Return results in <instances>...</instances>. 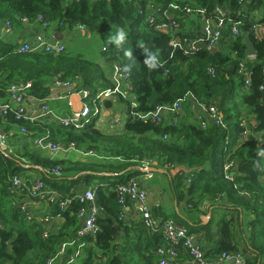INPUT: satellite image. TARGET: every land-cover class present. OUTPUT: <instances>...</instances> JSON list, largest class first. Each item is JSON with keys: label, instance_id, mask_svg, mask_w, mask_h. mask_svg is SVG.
Wrapping results in <instances>:
<instances>
[{"label": "trees", "instance_id": "16d2710c", "mask_svg": "<svg viewBox=\"0 0 264 264\" xmlns=\"http://www.w3.org/2000/svg\"><path fill=\"white\" fill-rule=\"evenodd\" d=\"M191 2L205 7L210 15L216 6L228 7L233 16L245 14L242 20L246 33H250L252 25L250 17L245 19L246 14L264 9V0L245 1L242 5L236 0ZM189 3L188 0H0V22L10 26L26 20L45 23V30L76 29L78 32V27H84L97 36L101 40V56L110 58L111 64H118L129 74L127 82L132 87L131 97L136 105L132 108L127 101L116 100L126 108L127 120L124 126L109 134L95 124L75 130L16 121L14 116L0 118V131L6 140L12 139L14 145H21L13 146L14 150L7 145L9 152L0 151V264H46L63 243H72V246L54 264H64L77 250L79 254L72 264H159L157 250L167 246L163 236L133 219L129 201L125 207L129 210L124 209L126 217H120L117 186L137 177L143 161L157 162L168 174L169 169L188 170L190 174L186 176L191 178L190 183L181 184L182 192L178 193L177 200L187 199V209L194 213L197 222H200L199 214H206L200 210L205 200L209 208L223 210L225 215L216 225L215 246L207 244L215 240L210 224L199 226L196 231L192 229L200 236L206 264H217L222 253L240 256L244 264H264V77L261 73L264 45L250 36L258 63L252 69L250 86L246 88L237 71V64L246 55L242 37L228 38L219 51L202 48L185 53L174 49L170 45L173 38L183 40L198 36L199 23L184 17L182 10ZM170 4L180 7L179 11L169 12L174 37L154 27L163 20V13ZM149 13L155 16L153 25L148 23ZM121 31L123 39H120ZM24 44H7L0 40V103L8 100L7 90L13 84L31 82L30 94L37 99L48 96L56 79L73 83L90 96L112 87L106 70L98 63L69 54L65 47L60 54L20 52ZM235 91L240 102L233 103L230 98ZM188 94L200 104L216 107L222 123L205 118L207 127L203 129L196 120V112L186 118L177 115L172 120L166 116L159 124L139 118L157 107L171 106ZM103 107L112 108V102L105 100ZM242 114L250 117L247 127L240 125ZM17 126L27 133L10 135V129ZM243 131L247 132L245 136L241 135ZM47 132L54 142L64 145V149L74 144L77 151L86 155L80 160H53L43 156V151L29 140ZM233 145H237L234 150ZM90 152L92 156L87 155ZM229 163L232 166L225 172ZM38 167L59 168L61 175L47 174ZM29 172L36 173L45 188L61 198H73L88 189L94 190L95 204L99 208L97 234L78 236L82 227L78 212L83 205L73 200L62 214L59 229L44 238L43 225L36 220L28 223L20 211L23 198L29 196L33 188ZM184 175H177V179ZM15 176L23 178L24 185L16 192L12 190ZM108 176L118 180L107 179L106 185L101 184V180L93 183L95 177ZM57 212L58 203H54L47 215L53 217ZM151 214L157 218L154 211L151 210ZM176 217L189 228L190 220ZM179 255L178 264H191L181 247Z\"/></svg>", "mask_w": 264, "mask_h": 264}, {"label": "built area", "instance_id": "2783aa9c", "mask_svg": "<svg viewBox=\"0 0 264 264\" xmlns=\"http://www.w3.org/2000/svg\"><path fill=\"white\" fill-rule=\"evenodd\" d=\"M188 1L190 3L185 5L182 10L184 11V17H188L190 20L199 23L196 30L198 36L193 39L184 38L183 40H176L173 38L170 41V45L174 49L183 50L185 53H191L202 48L207 51H219L223 48V43H225L228 38L233 40L240 37L243 38V34L246 32H244L246 24L243 22L242 18L245 14L242 15L238 13L233 16V12L230 11L228 7L216 6L212 10V15H210L207 14L208 11L205 7L194 5L191 0ZM236 1L238 4L242 5L248 0ZM179 10V6L176 4H170L168 6V10L163 13L162 17L164 21L162 20L161 22L156 23V25H154L155 29L161 33L169 34L174 37L171 29L173 23L170 21L171 15L169 12ZM248 17L252 20L250 33H248L249 36H251L256 43L264 45V9L261 7L258 10L248 12L245 19ZM147 20L148 23L153 25L155 22L154 14L149 13L147 15ZM25 21L26 20L23 22ZM41 25L43 29L47 28L45 23H42ZM77 30L84 31V27H78ZM19 51L60 54L64 51V45L56 38L51 37V39L48 40L42 33H40L37 34L31 42L22 45L19 48ZM233 55H236V52H233ZM257 63V55L254 49L253 55L246 54L245 57L237 64V71L242 78L245 88L250 86V75L252 69ZM261 73L264 77V62L261 67ZM128 78L129 74L124 72L118 64H112V74L109 76L112 87L100 91L94 97L90 96L87 91L80 90L79 87L73 83L58 82V79H56L51 85L48 96L40 99L39 102H41V104L38 114L31 113L28 110V106L30 105L29 101L32 99V95L30 94L32 86L31 82H27L25 84H13L7 90L8 100L0 103V118L4 119L8 116H14L16 121H28L36 124H42L45 120L48 123H54L56 126L75 130H80L91 124H95L97 127L101 125L102 118H104L103 103L105 100L116 101L120 98L127 101L132 108L136 107L131 97L132 87L127 82ZM62 87L68 88L66 93L67 99H69L72 95H77L79 97L81 107L76 112L72 111L69 115L60 117L48 107L47 103L53 100L63 99L62 95L58 91V89ZM260 88L262 89V87ZM187 101L192 102L197 107L195 117L203 129L207 127L205 118H208L217 124L222 123L221 116L216 107H207L204 104L198 103L192 94H188L187 96L178 99L171 106L157 107L154 112L139 118L159 124L165 120L167 115H171L173 117L179 115L180 110H182V106ZM67 105L71 107L69 100H67ZM240 120V125L242 127H247L250 117L249 115L242 114ZM20 133L25 135L27 131L24 128H20ZM246 134V131L241 133L242 136H245ZM166 137L167 136H164V138ZM6 139L7 137L2 131H0V151L2 152H9ZM33 146L40 151L51 154L70 152L72 154L82 155V152L75 149L74 144H70L67 149H64L65 147L61 146L59 143L53 142L49 132L34 138ZM85 155L86 154H84V156ZM87 155L92 156V153L90 152ZM150 165L151 161H143L139 167L140 174L137 177L131 178L125 184L117 186V193L119 196L118 202L122 209L120 217H126V211L124 209H127V211L129 210V208H125L126 202L129 201L132 210L130 212L133 219H138L142 222L145 228L153 232H159L163 236L167 246H162L157 250L159 264H178L180 247L190 257L191 264H206L207 261L205 259L203 245L198 234L191 232L187 227L179 225L172 219H158L152 216L148 192L141 184V179H151L153 177ZM231 166L232 163L227 164L224 168L225 172L231 168ZM37 169L50 175H61L59 168L43 170L38 167ZM225 177L229 178V175L226 174ZM190 180L191 178H188L185 183L189 184ZM22 186L24 185L21 178L18 176L13 177L12 190L16 192ZM29 196L46 203L48 211L52 204L58 203V212L53 217L47 215L48 212L46 215L44 214L41 217H37L34 209L26 202L22 203L20 206V211L28 223L36 220L43 225L44 238H47L52 232L59 229V224L63 222L62 214L68 210L73 200H76L83 205L78 212V218L81 220L82 224L81 229L78 231V236L94 237L99 231V227L96 223L99 208L95 204L94 190L88 189L73 198H61L55 191L47 190L41 179H37L33 185L32 192H29ZM86 204L87 206H85ZM70 246H72V243L61 244L58 248L56 256L49 259L46 264H54L56 260L66 254V250ZM78 254L79 250H77L74 255L68 256L64 264H72ZM232 260H236L235 264H244L240 256H232L226 253H222L216 263L230 264Z\"/></svg>", "mask_w": 264, "mask_h": 264}, {"label": "crops", "instance_id": "0c3cea01", "mask_svg": "<svg viewBox=\"0 0 264 264\" xmlns=\"http://www.w3.org/2000/svg\"><path fill=\"white\" fill-rule=\"evenodd\" d=\"M40 33H45L46 37H53L54 36H58V38H56L57 40L61 41L62 44L65 46V50L67 49L66 46V42L65 39L68 36V38L75 36L81 39H89L92 37V34L87 32V31H69L66 29H62L59 30L58 28H52V29H48L45 30L42 28L41 23L38 22H20V23H16L14 24V26H10L7 22H0V40L4 41L7 44H14V43H18V44H23V43H27L32 41L35 36L37 34ZM101 49H99L100 52ZM101 55V52H100ZM101 59V62L98 63V61H96L95 63H98L100 66H103L102 63V56L99 58ZM100 61V60H99ZM105 64V63H104ZM111 61L107 62V68L109 67V73L106 69V73L107 76L109 77L112 74V68L111 67ZM101 66V67H102ZM103 68V67H102ZM104 69V68H103ZM59 93L62 95L63 99L61 100H53L47 103L48 107L50 109H57L61 112L60 117L65 116V115H69L72 112V108L69 107L67 105V91L68 88L62 87L58 89ZM31 99V98H30ZM40 99H37L35 97H32L31 101H29V106H28V110L31 113L34 114H38L39 112V108H40V104L41 102H39ZM112 102V108L110 109H106L103 107V116L104 118H102V122L100 127L102 128L103 126H107L108 124H116L118 126H116L117 128H121L122 126H124L125 121H121V112L119 111V107L122 108L123 113L126 114V110L124 107L120 106L121 104H119L117 101H111ZM188 107V109H187ZM187 109V110H186ZM197 107L192 103V102H186L184 103V105L182 106V110H180L179 115L181 116V118H186V116L190 115V113L193 114V112H196ZM119 111V112H118ZM127 116V114H126ZM168 118H170V120H172L174 117L171 115H167ZM114 121L116 123H114ZM113 122V124H112ZM44 123H48L47 121H43ZM50 123V122H49ZM48 123V124H49ZM56 125L53 123L52 126L50 127H55ZM48 127V126H47ZM10 135L12 134H18L21 136H24L23 134L20 133V129L19 127H13L12 129H10ZM35 138V137H34ZM34 138H32L31 140H29L31 143L33 142ZM7 145L14 150V148H19L21 147V145H14L13 144V140L12 139H8L6 141ZM12 145V147H11ZM14 146V148H13ZM231 148L236 149V146H232ZM43 156L47 157V158H51L53 160L55 159H72V160H77V157L79 155L76 154H65L63 152L60 153H55V154H51L48 152H43L42 154ZM80 160V158H79ZM30 166H26V168H28ZM177 169V168H176ZM176 169H169V174L167 173V171L165 169H163L159 164H157V162H151L150 165V170L153 173V177L151 179H141V184L146 188L147 192H148V197H149V203L151 205V210L152 212L154 211V216L157 217L158 219H162L161 217L164 218H168L166 216H170L169 212H172L175 217L176 215L181 218L182 220H190L191 222H187L191 227H195L196 229H193L194 231L197 230V228L199 226H206L210 224L211 229L213 230V234L215 235V240L211 241V242H206L207 244H211L212 246H215L216 244V225L217 222L219 221H215L213 220V216L217 213L220 212V214H222L223 216L225 215L222 209L219 208H209L208 206H206V200L203 202V204L201 205L200 210H204V212L206 214H197L198 215V219L200 222H197V219H195L194 214L192 212H190L187 209L186 206V202L187 199H185V201L183 202H179L177 200V196L178 193L182 192V187L181 184L186 182V177L189 176V172L188 170L184 169L183 172H181L182 170L180 169V167L178 169H180L178 172H176ZM183 169V167H182ZM180 172V173H179ZM181 174H185L184 176H180L182 178L177 179V175H181ZM187 174V176H186ZM29 176L32 177V186L34 185L35 181L37 180V174L34 172H29L28 173ZM126 178V176H125ZM188 178V177H187ZM107 179H112L117 181L118 178L114 177V176H108V178H104V179H98L97 177H95L93 179V183H98L100 182V180L102 181L101 184L106 185L108 184V180ZM23 203H28L30 204V207H32L34 209V211L36 212L35 214H37V217H41L44 214L46 215L48 212V207L46 205V203H44L43 201H40L37 198L34 197H30V196H26L25 198H23ZM210 215V219L207 222H202L201 217L202 216H209ZM221 216V215H220ZM222 216V217H223ZM191 217V218H190ZM177 218V217H176ZM175 221L177 223L180 224H185V222H179L177 219H175ZM193 233H197L194 232ZM208 248H210L209 245H207Z\"/></svg>", "mask_w": 264, "mask_h": 264}, {"label": "rangeland", "instance_id": "374dc122", "mask_svg": "<svg viewBox=\"0 0 264 264\" xmlns=\"http://www.w3.org/2000/svg\"><path fill=\"white\" fill-rule=\"evenodd\" d=\"M43 35L46 37L45 33H43ZM46 39L49 40V39H51V37L47 36ZM64 42H66V46H67V49H68L69 54H77L82 59L87 60V61H90L92 63H95L96 61H98V63L101 62V59H99L101 57V55H100L101 50L99 52V49H101V40L97 36L92 35V37L89 38V39H81V38H78V37H75V36H72V37L68 38V36H67ZM102 60H103L102 63L104 62L105 64L103 63V66L102 65L101 66L105 70L107 69V71L109 73V67L107 68V66H108L107 65V62L108 61H111V59L110 58L109 59L103 58ZM110 65H111L110 68H112V64H110ZM237 93L238 92L235 91L234 94L230 98V100L233 101V103L240 102V97H239V95ZM92 97H94V96H92ZM53 111H54V113L57 116H60L61 115V112L59 110H57L56 108L53 109ZM119 111L121 112V119L120 120L121 121H126L127 120V116H126V114L123 113V110H122L121 107H119ZM114 123H116V122L114 121ZM112 124H113V122H112ZM41 125H43V126H52V123H49V124L48 123L47 124L46 123H44V124L42 123ZM116 126H118L117 123L116 124H113V125L108 124L107 126L105 125L102 128L99 125V126H97V128L101 129L105 134H109V133H111L112 130H114V129L117 128ZM55 143H59V142H55ZM61 146L64 147V145H61ZM75 156H76V154H75ZM80 157L82 158V157H84V155L82 154V156L77 157V160H79ZM85 158H90V157H85ZM22 179L23 178H21V180ZM169 215L170 216H166V217H168L167 219H172L174 221H175V219H177L172 212H169ZM222 216L223 215L220 214V212H217L213 216V220L218 221ZM177 220L179 221V219H177ZM188 229L192 232L193 231L192 229H196V228L195 227H191L189 225V228Z\"/></svg>", "mask_w": 264, "mask_h": 264}, {"label": "water", "instance_id": "95a60500", "mask_svg": "<svg viewBox=\"0 0 264 264\" xmlns=\"http://www.w3.org/2000/svg\"><path fill=\"white\" fill-rule=\"evenodd\" d=\"M54 38H58V36L56 35V36H54ZM243 39H244V45L246 48V54L247 55H253L254 54V44L251 41L249 34L245 32L243 34ZM69 102L71 104V108H72L73 112L78 111L79 108L81 107V102H80L79 97L77 95H72L69 98ZM252 123L254 124V122H252ZM180 169L182 170L181 172H183L185 168L182 169V167H180ZM180 169L177 168L175 171L178 172ZM209 219H210V215L201 217L202 222H207V221H209ZM235 263H236V260H232L230 262V264H235Z\"/></svg>", "mask_w": 264, "mask_h": 264}, {"label": "clouds", "instance_id": "9594fccd", "mask_svg": "<svg viewBox=\"0 0 264 264\" xmlns=\"http://www.w3.org/2000/svg\"><path fill=\"white\" fill-rule=\"evenodd\" d=\"M123 37H124V33L121 31L120 32V39H123Z\"/></svg>", "mask_w": 264, "mask_h": 264}]
</instances>
